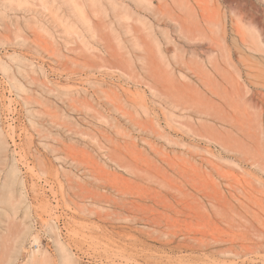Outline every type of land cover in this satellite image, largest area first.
Returning <instances> with one entry per match:
<instances>
[{
    "label": "rangeland",
    "instance_id": "obj_1",
    "mask_svg": "<svg viewBox=\"0 0 264 264\" xmlns=\"http://www.w3.org/2000/svg\"><path fill=\"white\" fill-rule=\"evenodd\" d=\"M0 264H264V0H0Z\"/></svg>",
    "mask_w": 264,
    "mask_h": 264
},
{
    "label": "built area",
    "instance_id": "obj_2",
    "mask_svg": "<svg viewBox=\"0 0 264 264\" xmlns=\"http://www.w3.org/2000/svg\"><path fill=\"white\" fill-rule=\"evenodd\" d=\"M39 247H40V244H39L38 242H32V243L29 245V249H30V250H37Z\"/></svg>",
    "mask_w": 264,
    "mask_h": 264
}]
</instances>
